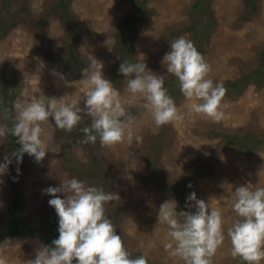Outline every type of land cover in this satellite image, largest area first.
<instances>
[{"label":"rangeland","instance_id":"rangeland-1","mask_svg":"<svg viewBox=\"0 0 264 264\" xmlns=\"http://www.w3.org/2000/svg\"><path fill=\"white\" fill-rule=\"evenodd\" d=\"M197 2L201 5L196 8ZM0 15L6 16H0V124L7 126L0 137V161H12L0 177V247L7 264H25L46 238L58 236V218L42 189L72 177L119 194L104 204L105 214L133 257L143 255L147 264H185L165 247L171 242L170 229L157 212L162 202L175 199L176 218L182 222V212L194 211L195 202L186 203L194 191L222 214L224 240L211 264H245L231 254L228 228L237 218L231 207L234 187L264 186V77L252 80L263 66L264 0H0ZM197 22L205 30L196 49L210 66L206 78L226 89L218 121L191 110L192 100L183 95L179 82L172 90L174 74L162 63L174 39L184 37L194 44ZM81 46L103 62L104 77L118 90L121 103L132 94L119 65L143 59L162 77L182 118L157 129L151 107L137 93L129 108L134 120L120 142L109 145L97 138L81 143L80 129L91 123L86 115L72 131L55 127L49 118L40 122L45 156L37 162L25 153L17 164L12 155L19 148L17 137L13 135L15 143L8 138L15 102L44 94L68 103L82 94L91 86L81 71L91 56L83 55ZM241 78L246 79L243 85L231 90L228 83ZM137 135L142 137L139 143ZM231 136L238 139L230 141ZM16 175L17 222L35 235L8 231ZM175 193L181 194L184 208Z\"/></svg>","mask_w":264,"mask_h":264},{"label":"clouds","instance_id":"clouds-1","mask_svg":"<svg viewBox=\"0 0 264 264\" xmlns=\"http://www.w3.org/2000/svg\"><path fill=\"white\" fill-rule=\"evenodd\" d=\"M79 49L83 55L91 56L88 66L81 70L91 86L82 94L73 95L68 103L62 97L44 94L15 102L12 134L17 137L19 148L12 155L17 164L25 153L37 162L45 156L48 148L41 139L40 122L49 118L55 127L72 131L86 115L91 118V123L80 129L83 133L81 143H94L97 138L109 145L120 142L125 129L134 120L129 108L137 100V93L151 107L157 129L182 118L163 86L162 77L153 74L143 59L120 63L118 71L129 77L127 90L132 94L121 103L118 90L104 77L103 62L89 54L85 47ZM162 63L166 65L167 72L178 79L183 95L192 100V111L216 121L222 119L220 101L226 89L222 82L214 83L206 78L210 66L191 40L184 37L174 39L163 54ZM58 76L64 79L63 74ZM6 130L7 126L0 124V137L5 136ZM128 139L131 143L130 133ZM141 140L139 135L135 137L137 143ZM11 162L8 157L0 161V177L7 172ZM42 192L50 197L47 203L58 218V236L50 245L36 249L34 257L26 260L25 264H147L145 256L133 257L127 251L105 214L104 204L118 199V193L105 192L94 185L86 186L76 177L66 179L58 186L49 185ZM187 201L195 202L191 205L194 211L182 212V222L176 218L175 199L165 200L159 206L157 216L170 229L171 242L165 247L170 249V254L182 258L185 264H211L210 257L224 240L221 211L209 208L194 191L188 194ZM231 207L237 216L228 228L231 254L239 256L245 264H260L264 260V186L254 190L246 184L235 186L231 193ZM3 253L4 249L0 247V264H7Z\"/></svg>","mask_w":264,"mask_h":264},{"label":"trees","instance_id":"trees-1","mask_svg":"<svg viewBox=\"0 0 264 264\" xmlns=\"http://www.w3.org/2000/svg\"><path fill=\"white\" fill-rule=\"evenodd\" d=\"M201 4H199V2H197V4H195V7H199ZM2 14V13H1ZM64 15L66 16V13H64ZM1 17L2 16H5V15H0ZM6 17V16H5ZM195 27V35H194V38H195V41H194V46L196 47L197 46V37L200 36V34L203 32H205L204 30V27L203 25L200 23V22H197V25L194 26ZM127 50V55L129 56L130 55V50H129V46L126 48ZM261 57H262V60H261V64L263 65L261 69H259L255 74L254 76L252 77V80H254L255 82H258L260 80L259 77H264V50L263 52L261 53ZM170 83H171V88H173L172 90L175 91V88H176V84L179 82L178 79L174 76H172L170 78ZM244 78H241L239 80H236L235 82H231V83H228V86L231 90H237L239 89L243 83H244ZM172 91V92H173ZM8 138L10 140V142L12 143H15L14 141V138H13V134H12V128L10 126H8ZM230 141H236V137H229L228 138ZM199 170V167L196 168L193 172L192 175L196 174ZM191 179V178H189ZM189 182V180L187 181ZM13 188H14V191H15V195H16V199L11 203V205L9 206V233L12 234V235H15V236H25V235H35L34 232L32 230H21L19 228V225H18V222H17V218H16V214H17V206H18V197H19V192H18V180H17V175L15 176L14 180H13ZM176 194V193H175ZM176 197L178 198L179 202H180V205L182 206V208H184L183 206V201H182V198H181V194H176ZM185 211V210H184ZM57 237L56 235L54 236H51V237H48L45 239V245H50L51 244V241Z\"/></svg>","mask_w":264,"mask_h":264}]
</instances>
